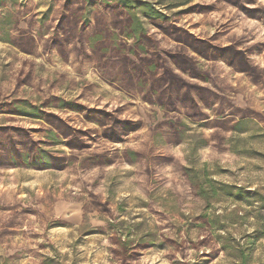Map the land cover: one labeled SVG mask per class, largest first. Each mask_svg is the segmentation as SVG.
<instances>
[{"label": "rangeland", "instance_id": "obj_1", "mask_svg": "<svg viewBox=\"0 0 264 264\" xmlns=\"http://www.w3.org/2000/svg\"><path fill=\"white\" fill-rule=\"evenodd\" d=\"M5 1L0 264H264V0H132L167 18L136 11L139 59L115 0ZM187 35L234 46L257 74ZM173 52L208 75L167 61L216 95L208 120L152 95L145 59Z\"/></svg>", "mask_w": 264, "mask_h": 264}, {"label": "trees", "instance_id": "obj_2", "mask_svg": "<svg viewBox=\"0 0 264 264\" xmlns=\"http://www.w3.org/2000/svg\"><path fill=\"white\" fill-rule=\"evenodd\" d=\"M115 2L119 8H122L124 10L127 19H129V25L124 31V37H126L128 40H133L136 48H138V50H134L132 47H130L129 52L132 57H136L139 59L141 58V53L146 54L144 41L146 40L147 35L143 23L136 11H140L147 18L152 20L165 21L167 18L162 12L158 11L147 2L132 0H115ZM5 3V0H0V10L6 7ZM92 4L93 3L90 0H86L87 6H92ZM187 39H192V42L198 46L200 51L196 49L195 50L201 56H206L207 58H212L213 60L224 58L228 61L229 64L235 65L241 72L244 73L254 75V73L257 74L258 72L257 69L253 68L250 65L245 54L242 51L236 49L234 46H212L204 41L194 39L192 35H187ZM204 53H206L207 55H205ZM166 57L167 59L164 56L162 58L161 55H156L154 57L145 59V61L147 62V65H144L146 70L145 73H150L148 75L155 77V80L152 81V87H155L157 85L162 86L161 91L156 90V88H152V95H154V97L162 96L169 98L172 102L179 101L180 103L184 104L185 108L186 106L188 108H191L192 112L189 113L188 116L196 122L208 120L206 113H203L200 110V106H204L207 109H213L217 104V102L215 101V98H217L216 95H214L205 87L199 86L198 84H191L185 81L180 75L174 72L173 68L167 65V61L170 60L172 64L179 68L182 72L189 73L191 78L206 82L208 75L200 71L191 59H188L184 54L180 52L166 53ZM145 61H143L142 59V62ZM134 66L135 62L132 63V67ZM71 105V103L63 102L61 106H66L63 107V109H67V106ZM17 112L20 116H27L23 114L21 110ZM199 114H205L203 115V117L205 116L206 118L197 119L199 118ZM240 124L238 123L234 127V131L240 132V130L238 129V126H240ZM17 155L20 154L18 153ZM222 190H225L224 192L227 195L232 196V191L235 189L233 187H224ZM241 191L242 190L236 191L239 195H235V198H237L238 200L242 198ZM261 202H263L264 204V199H261ZM125 256L127 255L125 254Z\"/></svg>", "mask_w": 264, "mask_h": 264}]
</instances>
